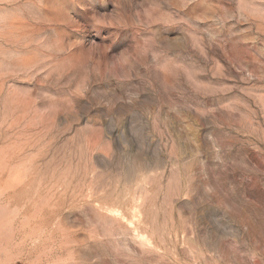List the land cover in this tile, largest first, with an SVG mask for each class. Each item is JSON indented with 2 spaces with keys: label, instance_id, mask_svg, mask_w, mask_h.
<instances>
[{
  "label": "rangeland",
  "instance_id": "1",
  "mask_svg": "<svg viewBox=\"0 0 264 264\" xmlns=\"http://www.w3.org/2000/svg\"><path fill=\"white\" fill-rule=\"evenodd\" d=\"M0 264H264V0H0Z\"/></svg>",
  "mask_w": 264,
  "mask_h": 264
}]
</instances>
